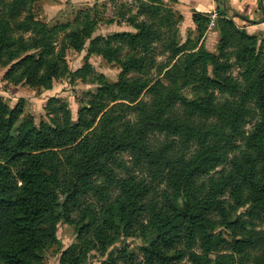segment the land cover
I'll return each instance as SVG.
<instances>
[{"label": "trees", "instance_id": "obj_1", "mask_svg": "<svg viewBox=\"0 0 264 264\" xmlns=\"http://www.w3.org/2000/svg\"><path fill=\"white\" fill-rule=\"evenodd\" d=\"M38 1L0 0L7 84L49 89L87 41L122 74L75 123L56 98L39 125L0 99V264H45L52 247L58 264H264V38L217 9L214 52L206 13L180 44L183 16L164 0L114 7L133 35L92 37L91 9L49 26ZM156 43L176 59L164 80L126 79L153 68ZM60 223L75 235L63 250Z\"/></svg>", "mask_w": 264, "mask_h": 264}, {"label": "rangeland", "instance_id": "obj_2", "mask_svg": "<svg viewBox=\"0 0 264 264\" xmlns=\"http://www.w3.org/2000/svg\"><path fill=\"white\" fill-rule=\"evenodd\" d=\"M131 2L132 0H91L89 3L81 5H66L64 9L58 12H46L43 5L38 1L33 7V12L37 19L52 26L55 24L70 23L79 10L89 8L97 15V26L92 37L107 36L116 32H129L133 35L136 30L125 21V18L119 19L114 12V7L120 4L127 6ZM164 3L167 6H172V3L168 0H164ZM188 37L195 38V30H191L189 27L187 28V25H183L181 28L180 25L178 32L179 43L181 44ZM169 38L164 41H169ZM89 47V41H87L84 49L80 52L72 49L65 50V59L71 74L53 80L49 89L24 84L13 86L7 84L0 77V99L10 107H14L22 99L21 118H30L35 125H39L42 121H48L45 109L48 100L50 98H56L58 102L66 105L70 112L71 120L74 123L77 122L79 113L86 111L85 108L89 105L93 92L104 83L118 81L122 74V68L118 63L109 62L97 53L88 54ZM215 48L216 43L214 44L213 40H209L206 49L214 52ZM153 49V68L143 74L130 72L125 75L126 79L147 78L149 80H164V72L174 64L176 59L170 58V53L163 50L161 43H156ZM126 52L128 53V51ZM80 70L82 74L76 75V72ZM5 72L6 68L0 67V74L5 75ZM140 98L145 100L149 96L143 93ZM249 128L250 125H247L246 129ZM61 200L62 195L59 194V204ZM242 212L240 211V213ZM260 228L264 231V223ZM57 238L59 239L61 250L67 248L74 241V228L66 223H60L57 229ZM132 243L133 245L140 244L141 240ZM57 257H59L57 248L52 247L47 252L45 264L57 263ZM212 258L211 256L210 259ZM92 264L98 263L93 260Z\"/></svg>", "mask_w": 264, "mask_h": 264}, {"label": "crops", "instance_id": "obj_3", "mask_svg": "<svg viewBox=\"0 0 264 264\" xmlns=\"http://www.w3.org/2000/svg\"><path fill=\"white\" fill-rule=\"evenodd\" d=\"M91 0H39L46 12H58L66 5H81L89 3ZM173 8L182 16L183 25H187L191 30H195L192 22L193 13H216L217 9L227 11V15L234 23L244 29L247 34L256 36L259 40L264 38V0H175L172 2ZM218 39L216 29L207 28L204 45L207 46L209 40L215 44ZM4 75V74H3ZM3 75L0 74L3 80ZM4 81V80H3ZM58 263V257H57ZM55 262V264H57Z\"/></svg>", "mask_w": 264, "mask_h": 264}, {"label": "built area", "instance_id": "obj_4", "mask_svg": "<svg viewBox=\"0 0 264 264\" xmlns=\"http://www.w3.org/2000/svg\"><path fill=\"white\" fill-rule=\"evenodd\" d=\"M216 17H217V14L216 13L210 14V22H209V26H208V29L209 30L214 29Z\"/></svg>", "mask_w": 264, "mask_h": 264}]
</instances>
